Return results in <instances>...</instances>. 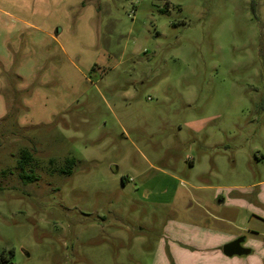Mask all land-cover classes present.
I'll list each match as a JSON object with an SVG mask.
<instances>
[{
    "label": "rangeland",
    "instance_id": "374dc122",
    "mask_svg": "<svg viewBox=\"0 0 264 264\" xmlns=\"http://www.w3.org/2000/svg\"><path fill=\"white\" fill-rule=\"evenodd\" d=\"M258 180L264 0H0L6 264L226 262L264 223L215 206Z\"/></svg>",
    "mask_w": 264,
    "mask_h": 264
},
{
    "label": "crops",
    "instance_id": "0c3cea01",
    "mask_svg": "<svg viewBox=\"0 0 264 264\" xmlns=\"http://www.w3.org/2000/svg\"><path fill=\"white\" fill-rule=\"evenodd\" d=\"M220 190L221 189L218 188L214 196H218ZM228 190L225 198L220 195L218 203H223H221L220 206H215L216 211L213 214L221 216V219H218V221L234 227L239 220V215L242 214V212H247L251 216H254L258 222L264 223V180H258L249 186H242L240 188L237 186H231ZM199 191L203 192L207 190L202 188L199 189ZM222 204L226 205L225 209L221 206ZM220 208L223 209L222 212H218V209ZM258 230V228L253 227L248 230L250 238L243 236L245 238L246 246L251 248V253L249 255L235 256L238 257L236 260L233 257H227L229 260L226 262L217 256L214 264H264V241L255 238V236L257 238L263 236L262 232ZM239 237H242V235L238 234L236 229V231L225 235L226 239H223L225 241L222 244H227ZM217 255H219V253ZM201 258H205L204 255ZM213 258L214 257H212L211 260H213Z\"/></svg>",
    "mask_w": 264,
    "mask_h": 264
},
{
    "label": "trees",
    "instance_id": "16d2710c",
    "mask_svg": "<svg viewBox=\"0 0 264 264\" xmlns=\"http://www.w3.org/2000/svg\"><path fill=\"white\" fill-rule=\"evenodd\" d=\"M33 157L32 155L26 151V150H22L20 152V157L18 159V163H17V170H18V176L20 178L21 181L25 182V183H33L36 181V177L34 176L33 173L34 170L31 168L32 164H33ZM68 166H73L74 165V160L73 159H69L67 162ZM65 171H68V169H65ZM64 172V170H63ZM32 173V174H30ZM122 181L125 183L126 180L123 178ZM7 259L4 258L3 256L0 257V264H6Z\"/></svg>",
    "mask_w": 264,
    "mask_h": 264
},
{
    "label": "water",
    "instance_id": "95a60500",
    "mask_svg": "<svg viewBox=\"0 0 264 264\" xmlns=\"http://www.w3.org/2000/svg\"><path fill=\"white\" fill-rule=\"evenodd\" d=\"M245 242L244 237H239L223 246V254L232 258L234 256H246L251 253V250L244 247L243 243Z\"/></svg>",
    "mask_w": 264,
    "mask_h": 264
},
{
    "label": "flooded vegetation",
    "instance_id": "af4514ba",
    "mask_svg": "<svg viewBox=\"0 0 264 264\" xmlns=\"http://www.w3.org/2000/svg\"><path fill=\"white\" fill-rule=\"evenodd\" d=\"M245 243H243V246H244Z\"/></svg>",
    "mask_w": 264,
    "mask_h": 264
}]
</instances>
